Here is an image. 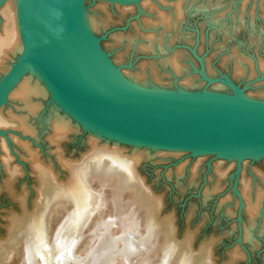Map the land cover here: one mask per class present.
Listing matches in <instances>:
<instances>
[{
    "label": "rangeland",
    "instance_id": "374dc122",
    "mask_svg": "<svg viewBox=\"0 0 264 264\" xmlns=\"http://www.w3.org/2000/svg\"><path fill=\"white\" fill-rule=\"evenodd\" d=\"M186 2L190 10L192 5L193 11L194 5L198 8L197 12L188 11L183 17L182 30L187 37L189 34L188 39L184 35L182 38L179 31L172 32L163 24H157V21L152 30L162 40L160 49H165L177 58L184 70V78L180 76L176 79L170 77L167 71L154 67L153 62L159 56L152 57L136 47L145 33L148 30L151 32L148 27L149 15L152 16L149 3L155 8L167 9L169 2L138 0L122 5L87 0L83 7L101 22L102 29L96 33V38L104 54L127 80L126 72L135 69L142 88L174 92L194 82L202 86L190 88L192 94L202 93L204 88L217 93H232L225 84L209 83L200 75L199 62L202 59L209 78L227 77L244 91L247 98L264 103V95L257 93L260 88H264L263 75L259 76L257 72L258 64L264 65V0ZM211 16L215 23L210 22ZM0 19L2 27L4 15L1 10ZM260 36L263 44L261 42L257 46ZM121 37L136 42L134 46L131 44L124 47L119 40ZM113 53L118 58H114ZM245 67L249 71L244 70ZM147 74L153 76L150 80L152 84L145 82ZM218 85L225 87L227 92L223 90L225 88L210 90ZM52 105L49 95L43 100L42 109L35 120L37 138L22 136L25 138L22 139L18 134L9 133L13 129H0L5 133V136H0V145L4 142L5 153L8 154L3 161L4 154L0 149V264H34L35 258L29 255L23 236L26 225L44 215L48 221V240L50 244L53 243L61 234V224L69 218L71 204L64 200L53 204L50 198L65 193L63 191L71 187L74 178L68 172L74 174L82 169L81 166L84 176L89 171L93 163V143L99 148L114 149L111 140L108 143L103 137L101 140L96 139L73 119L75 123L71 124L68 135L58 142H52ZM62 111L58 107V111L53 110L52 114L59 113L66 117L67 114ZM23 141L36 153L35 165L19 151L18 146ZM118 146L126 156L134 153L130 144L121 143ZM10 148L19 159L10 152ZM180 152L176 155L170 154L168 150H158L150 158L140 156L134 167V179L128 183L119 179L118 173H112L106 180L97 175L89 187L103 195L104 201L99 210L103 214L101 211L94 219L91 218L84 228V237L82 241L79 240V246L83 249L92 247L90 235L96 232L97 225L92 231L91 226L97 220H104V223L110 220L109 223L115 224L111 228L115 237H109L114 243L113 249L122 251V244L114 240L119 242V236L127 230L126 223L133 222L141 236L151 229L150 249L145 254L141 251L136 253L137 256H130V260L137 258L133 264H141L146 259V263L162 264V257L167 252L171 253V258L165 264H264V156L243 159L235 190V179L231 176L236 169L235 159L222 158L216 154L192 156L186 150ZM135 153L141 151L135 148ZM256 196H260L259 211L251 214L249 205ZM101 214L103 216L100 218ZM120 227H124V231L120 232L123 230ZM133 232L139 236L136 230ZM82 248L77 252L83 259L86 255L80 253ZM127 260L125 256L118 255L113 264H126Z\"/></svg>",
    "mask_w": 264,
    "mask_h": 264
},
{
    "label": "water",
    "instance_id": "95a60500",
    "mask_svg": "<svg viewBox=\"0 0 264 264\" xmlns=\"http://www.w3.org/2000/svg\"><path fill=\"white\" fill-rule=\"evenodd\" d=\"M85 1L20 0L24 51L0 77V108L38 68L61 109L84 130L124 144L235 157L236 190L242 159L264 156V103L247 98L227 77L207 78L201 61L200 75L225 84L232 93L222 95L237 100L180 99L133 86L82 27Z\"/></svg>",
    "mask_w": 264,
    "mask_h": 264
},
{
    "label": "bare ground",
    "instance_id": "6f19581e",
    "mask_svg": "<svg viewBox=\"0 0 264 264\" xmlns=\"http://www.w3.org/2000/svg\"><path fill=\"white\" fill-rule=\"evenodd\" d=\"M165 1L170 3V6H168L167 9L155 8L151 3H149L150 6L149 5L148 6L151 9L149 12L152 13V16L151 14L149 15L150 17H149L148 27L151 30V32H149L148 30V32L145 33V37H143L144 40L143 39L139 40L141 42H139L138 45L136 44L137 45L136 47L144 50L143 52L148 53L152 57H155V55L159 56V58H155L156 60H154L153 62L154 67L156 69L167 71L170 77L172 76L173 79H176L180 76H183L184 78L185 74H182L184 70H182V67L179 64L178 59L172 56V54H169V52L167 53L165 49H160L161 45L163 44L162 40L159 37V34L157 35L153 34L152 30L153 28H155L156 25L154 24V22L157 21L156 22L157 24L160 23L163 24L162 26L164 27L166 26V28H169L172 32L179 31L182 35V38L184 35V37L188 39L189 34H187L188 35L187 37L184 30H182L183 28L182 21L184 19L183 17L185 16L184 14L186 13L188 14V11H191V13L197 12L198 8L197 7L195 8L194 5V11H193V5H192L191 7L192 10H190L188 6L189 4L186 2V0H165ZM83 5L84 3H81L80 16H81L82 27L91 37L93 43L96 44L98 48H100L99 40H96V33L102 29L101 22L97 20L98 17L96 16L94 17L93 15H91V12L87 11V9L83 7ZM0 8H1L0 9L1 12L4 15V22L2 27H1L2 23L0 19V27L2 28L0 35V73L2 76L8 71V69L12 65V62L15 61V58H17L24 51V44L22 39L20 0H6ZM212 16L209 20L210 22L214 21L215 23L216 21L215 19H213ZM182 38L180 39L181 41ZM116 39L118 40L119 38ZM124 39H125L124 37H121L119 39L121 41L120 42L121 45H124V47L131 44L134 46V42H136L134 39H127V40ZM258 41H259V45L257 46H260V43L262 42L261 36L258 38ZM164 44H166V42ZM100 50L102 51L101 48ZM112 56H114V58H118L117 54L115 56L113 53ZM200 61L203 63L202 59H200ZM244 70L249 71V68L245 67ZM257 72L259 73V76L263 75L264 78V65L258 64ZM126 75L128 80L126 78L125 79L130 84L142 88L141 86H139V83L141 82L139 80V77L137 76V71L135 69L129 70L128 72H126ZM203 75L207 76L206 73ZM146 76H147V80L144 81L146 83H151L150 80L151 77L153 76H151V74H147ZM207 78L209 77L207 76ZM225 79L228 80L227 78ZM201 86L202 84L200 83L198 84V83L190 82L187 83V86L184 89L182 90L176 89L174 90V92L153 91V90L151 91L158 93L160 95L174 96L180 99L197 98V99L237 100L236 97L233 95H222L225 94V92L217 93L216 91H207L206 90L207 88L206 89L204 88L202 93L199 92V94L196 93V95L192 96V92L189 91L191 90L190 88L192 87L199 88ZM214 88L218 90V89H223L225 87L218 85L215 87H211L210 90H213ZM223 90L226 91V88ZM257 93L264 95V88H260L257 91ZM49 95L51 98H53L52 101L54 104L52 105L53 108L50 110L51 141L55 143L58 142V140H61L64 136L68 135V133L70 132L71 124L75 122L77 123L78 121L74 120L75 122H73L71 120L72 118L66 112H65L67 114L66 117L60 116L59 113L52 114L53 110L58 111V107L61 108V106L58 104L57 100L53 97L50 87L48 86L43 74L38 70V68H34L33 70H31L16 85V87L12 90V92L8 96L4 105L0 108V129L1 128L13 129L9 133L18 134V136L21 137L22 139H25L22 136L31 139H33L32 137L37 138V127L35 126V120L40 110L42 109L43 100ZM75 127L77 128L78 125L75 124ZM85 129L89 131V133L92 136H94L96 139L99 140L102 139L103 136H101L100 134L93 132L90 129L89 130L87 128ZM0 136H5V133L1 130H0ZM104 139L105 141L108 140L107 141L108 143L109 140H111L114 149L109 150V148H101V147L99 148V146H97L96 143H93L92 145V148L94 149L92 152L93 157L92 159L90 157L93 163L89 168V171L86 172L84 176L83 166H81L80 168L82 169L74 174L72 171L68 172L69 174L71 173V178H74L73 182L71 183L72 184L71 187L68 190H64L63 192L65 193L56 194L52 196V198H50V202L53 204L54 203L56 204V201H60V200L67 201L71 204L69 207L70 208L69 210L70 213L68 215L69 218L68 220L64 221L63 224H61L62 225L61 234H58L54 242L51 244L49 243L48 240L49 237L47 236V232H46L48 221L45 220L44 215L40 218H37L33 223L26 225L23 236L24 239L26 240L27 249L30 251L29 255L35 258L33 260L34 264H113L114 258L116 259V256L118 255H123V257L125 256V259L128 258L126 264H133V262L137 258L135 259L131 258L130 260L129 259L130 256L136 255V253L139 254L141 251H143L145 254L150 249L151 235L149 230L151 229L147 230L144 236H141L139 231L137 232V229H135L137 226L136 223L130 222V223H126V225L128 224L127 230L121 234L122 235L121 237L119 236V242L116 241L117 237L115 238L116 240L113 239L117 244L120 245L122 244V246H120V248L122 247V251L116 249L118 250L116 252V250L113 249L114 243L113 241L111 242L112 238H109L110 235L111 237H115V233H113V230L111 229L113 226H115V224L114 222L109 223L110 220L108 222L105 221L107 223H104L103 222L104 220L101 222H98L97 220V222L94 223V225H92L91 228L89 227L92 231L94 227H96L97 225V227L95 228L96 232L90 231L91 232L90 238L93 241L92 247L88 249L87 248L83 249L82 247L79 246L81 244L82 238L84 237L83 235L84 233L83 231H85L84 228L90 222L91 218L93 217L95 218V215L98 214V212L100 213L102 211L99 210L102 206V202L104 201V200L102 201V196H103L102 194L95 193L90 188L91 182L95 177H97V175L103 176L104 179L106 180V178L112 175V173H118L119 179H122L123 181L128 183L134 179V167L138 163L140 156L142 157L145 156L150 158L151 155L153 153L155 155L158 150H163V151L168 150L170 154L175 153L177 155V154H181L180 151L182 150L160 149L149 146L130 145L132 146L131 148L133 149L134 153H131L129 154V156H126V154H123L121 149H119L118 144H121L120 142L106 137H103V140ZM7 142L10 141L7 139ZM23 142L22 145H20L21 143H18L20 145L18 146L20 148L19 151L21 150L20 152H22L24 156L27 157V159H30L32 161L31 163L33 164L35 162L37 163L36 153L31 150L30 145H28L27 142L25 141ZM135 148H137L138 151H141V153L136 154ZM0 149L3 151L4 154L3 161H5V159H7L6 157H8V154L5 153L6 149L4 146V142H2V144L0 145ZM197 154L200 153L196 151L193 152V155H197ZM225 157H228L229 159H235L236 161L235 157H231L228 155H225ZM241 166H242V162H241ZM259 201H260V196H256L251 201L249 205L251 214L257 213L259 211L258 210ZM52 209H54L53 206ZM102 214L99 215L100 218L101 216H103ZM93 219L92 221H94ZM119 224L121 225L120 222ZM121 229L123 230H121L120 232L124 231V227ZM135 230L136 233H139L138 234L139 236L133 234L134 233L133 231ZM245 237L246 238L248 237V232L245 233ZM80 239L81 241L79 242ZM118 246H116V248ZM79 247L83 249L82 252L80 253L86 255L83 259L81 254L78 253L79 252L78 249H80ZM29 258L31 257L29 256L28 259ZM170 258H171V253L170 254L168 252L165 253L164 256L162 257V264L168 263ZM145 264H150V263L145 262Z\"/></svg>",
    "mask_w": 264,
    "mask_h": 264
}]
</instances>
